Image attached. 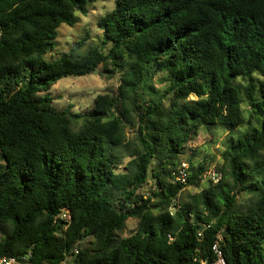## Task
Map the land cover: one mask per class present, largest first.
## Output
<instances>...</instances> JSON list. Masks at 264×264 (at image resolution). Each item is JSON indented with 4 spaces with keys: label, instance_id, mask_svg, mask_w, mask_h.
<instances>
[{
    "label": "trees",
    "instance_id": "obj_1",
    "mask_svg": "<svg viewBox=\"0 0 264 264\" xmlns=\"http://www.w3.org/2000/svg\"><path fill=\"white\" fill-rule=\"evenodd\" d=\"M96 1L0 0V256L210 264L218 241L227 264H264V0H108L99 47L80 55L85 38L46 61L59 27ZM100 67L119 84L87 112L45 95ZM207 126L231 133L221 178L189 161L176 182ZM129 219L136 229L121 237Z\"/></svg>",
    "mask_w": 264,
    "mask_h": 264
},
{
    "label": "rangeland",
    "instance_id": "obj_2",
    "mask_svg": "<svg viewBox=\"0 0 264 264\" xmlns=\"http://www.w3.org/2000/svg\"><path fill=\"white\" fill-rule=\"evenodd\" d=\"M115 7L113 1L97 0L95 3L87 7L86 15L77 14L78 22L73 27L61 25L58 29L57 38L54 41V49L45 56L46 61H53L62 54L68 53L74 48H78L77 44L86 38L83 46L78 50L81 55L85 54L92 46L99 47L102 41V32L97 28V22L106 12L112 11ZM108 47L106 46V49ZM100 67L92 75L83 77H67L58 81L49 91L45 93L53 99V106L58 110H68L72 113L83 114L92 108L94 98L98 94L114 91L120 79V74H115L112 78L106 76ZM158 77L155 78L157 81ZM158 88H162L160 84H156ZM245 116L248 119L247 106L243 104ZM253 123V119L249 118ZM244 129V128H243ZM232 132L235 138L239 132ZM127 134L131 135V131L126 129ZM200 133L193 138L188 147L179 156V164H189L191 161L195 166L206 164L208 173L215 172L222 164L221 153L228 144L231 133L222 127L210 126L203 127ZM127 160V159H126ZM125 160V161H126ZM152 166H155L153 164ZM6 163L0 152V172L5 170ZM154 188V181L150 179L148 184L139 191L140 195L147 196L149 191ZM196 192L193 188H187L180 196V201H187L188 195ZM137 226V220L129 219L121 233V237L129 236Z\"/></svg>",
    "mask_w": 264,
    "mask_h": 264
},
{
    "label": "built area",
    "instance_id": "obj_3",
    "mask_svg": "<svg viewBox=\"0 0 264 264\" xmlns=\"http://www.w3.org/2000/svg\"><path fill=\"white\" fill-rule=\"evenodd\" d=\"M187 170H188V165H186L185 163H182L180 167L178 168V171L175 177L176 182L181 183V184L186 183L187 175H188ZM206 177L212 179V181L216 183L221 178V174L217 172H211V173H208ZM60 218L65 221L70 220V216L68 213H63L60 216ZM211 251L213 254V260L210 264H227L218 241L214 242V244L211 247ZM28 258L29 256H24L21 258L0 256V264H27Z\"/></svg>",
    "mask_w": 264,
    "mask_h": 264
}]
</instances>
